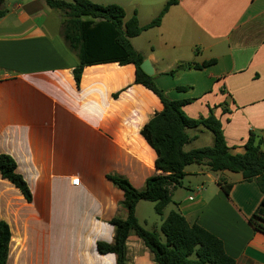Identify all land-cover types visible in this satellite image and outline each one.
<instances>
[{
	"label": "crops",
	"instance_id": "1",
	"mask_svg": "<svg viewBox=\"0 0 264 264\" xmlns=\"http://www.w3.org/2000/svg\"><path fill=\"white\" fill-rule=\"evenodd\" d=\"M90 1L123 7L126 21L137 12L144 27L169 0ZM2 7L7 13L0 18V154L14 159L33 197L27 202L0 175V221L11 232L7 264H115L114 255L98 253L97 243H114L110 222L126 219L128 211L123 192L108 176L141 191L149 178L162 174L141 130L163 105L135 83L134 65L87 66L78 87L79 59L63 39L62 12L44 0H5ZM131 42L151 62L155 83L169 99L193 100L183 108L188 117L221 121L232 155L245 154L250 133L264 140V0H179L158 27ZM213 60L201 71L192 68ZM201 129L187 131L190 144L205 134ZM185 173L188 185L183 181L171 192L172 210L222 240L235 264H264V233L249 222L263 199L257 182L205 164L189 165ZM76 177L79 186L71 183ZM221 184L232 186L229 195ZM63 192L73 193L82 207L69 228L51 229L47 202ZM126 264H156L133 231Z\"/></svg>",
	"mask_w": 264,
	"mask_h": 264
},
{
	"label": "trees",
	"instance_id": "2",
	"mask_svg": "<svg viewBox=\"0 0 264 264\" xmlns=\"http://www.w3.org/2000/svg\"><path fill=\"white\" fill-rule=\"evenodd\" d=\"M5 0H0V18L7 13L3 9ZM54 10L65 14L62 25V36L68 48L79 59L74 70V78L79 87L83 69L87 66L118 63L121 66L134 65L135 83L154 93L163 105V110L143 127L141 135L155 151V167L162 174L155 175L146 181L143 190H137L129 181L117 176H108L124 194V206L128 211L126 219H113L115 227L114 243H97L100 255H114L115 264H126V241L130 232H134L144 245L154 254L156 264H235L225 251L222 240L198 224L190 225L178 210H172L162 220L161 233L145 230L136 216V207L141 201L155 204V211L163 216L171 204V192L181 187L186 177L185 168L192 164L208 165L213 172L230 171L240 173L246 181H256L263 199L255 214L249 219L252 227L264 233V140L255 133H250L245 143L243 155H232L223 132L221 121L211 115L207 118L193 119L188 117L183 108L192 103V99L171 100L155 83L153 76H148L141 69L145 57L138 53L131 39L140 36L145 30L158 27L162 18L179 0H169L160 15L150 24L141 27L137 12L126 21L125 9L119 5L107 6L95 4L90 0H44ZM90 18L85 20L84 18ZM216 61L192 66L203 70ZM177 70L170 72L175 76ZM189 87H177L179 92H188ZM203 127L214 137V145L185 150L193 138L188 130ZM14 159L0 154V175L16 189L27 202H32L31 190L17 172ZM223 191L229 195L231 185L221 184ZM11 232L8 224L0 221V264H7Z\"/></svg>",
	"mask_w": 264,
	"mask_h": 264
},
{
	"label": "rangeland",
	"instance_id": "3",
	"mask_svg": "<svg viewBox=\"0 0 264 264\" xmlns=\"http://www.w3.org/2000/svg\"><path fill=\"white\" fill-rule=\"evenodd\" d=\"M71 2V0H64ZM60 17L64 18L65 14L62 12L60 13ZM197 130V129H196ZM204 131L205 134L200 135V138L198 141L193 142L190 145H187L185 147L186 151H190L193 149H199L206 146H211L210 140L214 139L213 135L210 131L206 130L205 128L201 129ZM191 131V130H190ZM196 132V131H193ZM188 180H184V184L188 185ZM79 204L82 205V201L77 199V197L71 193V192H63L59 195H54L51 197V200L47 202L48 207L51 209V217H49V224L50 228H57L59 226L65 228H69L71 223H74L76 221L78 214V209H80L82 206H79ZM173 205L170 204L169 207L166 208L164 215L159 216L155 211V204L153 202L149 201H141L139 202V205L137 206L136 215L139 220L140 225L147 231L153 232L156 231L161 235V237L164 239L163 234L161 233V221L163 218L167 217L170 211H172ZM82 211V209L80 210ZM48 222H47V225ZM73 247V245H72ZM68 250V258H73L74 253L73 249H67ZM27 255V254H26ZM26 256H24L25 258ZM24 264V263H22ZM28 264H33L32 262H29Z\"/></svg>",
	"mask_w": 264,
	"mask_h": 264
},
{
	"label": "water",
	"instance_id": "4",
	"mask_svg": "<svg viewBox=\"0 0 264 264\" xmlns=\"http://www.w3.org/2000/svg\"><path fill=\"white\" fill-rule=\"evenodd\" d=\"M141 69L144 71L145 74H147L148 76H154L155 72H154V68L151 64V62L149 60H145L142 65H141Z\"/></svg>",
	"mask_w": 264,
	"mask_h": 264
},
{
	"label": "built area",
	"instance_id": "5",
	"mask_svg": "<svg viewBox=\"0 0 264 264\" xmlns=\"http://www.w3.org/2000/svg\"><path fill=\"white\" fill-rule=\"evenodd\" d=\"M0 73H1V71H0ZM71 183L73 186H79L80 185V178H78V177L73 178Z\"/></svg>",
	"mask_w": 264,
	"mask_h": 264
}]
</instances>
